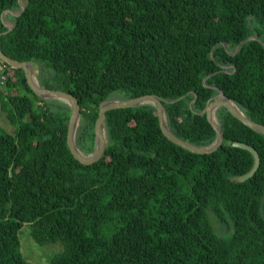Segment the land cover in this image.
Returning <instances> with one entry per match:
<instances>
[{
  "label": "trees",
  "instance_id": "trees-1",
  "mask_svg": "<svg viewBox=\"0 0 264 264\" xmlns=\"http://www.w3.org/2000/svg\"><path fill=\"white\" fill-rule=\"evenodd\" d=\"M23 1L4 33L2 13L21 6L0 0V47L78 98L83 151L112 98L160 96L172 131L200 146L216 138L201 112L217 88L264 124V46L251 39L236 52L249 36L264 41V0ZM0 103L17 124L0 125V264H35L21 249L24 225L36 243L62 244L51 264H264V134L226 107L211 153L171 141L151 104L109 110L105 154L85 164L68 145L69 104L38 96L1 59ZM234 141L260 154L244 181L255 157Z\"/></svg>",
  "mask_w": 264,
  "mask_h": 264
},
{
  "label": "water",
  "instance_id": "water-1",
  "mask_svg": "<svg viewBox=\"0 0 264 264\" xmlns=\"http://www.w3.org/2000/svg\"><path fill=\"white\" fill-rule=\"evenodd\" d=\"M21 6L19 11H14L12 9H7L2 13V19L9 27L7 31L4 33L12 30L14 28V23L8 22L5 18L6 14L10 13L13 15H20L25 9V2L23 0H18ZM251 39L259 40L263 46L264 41L258 35L249 36L247 39L243 40L237 46L236 52L239 50L241 45ZM224 46L227 50H229L228 45L224 42ZM234 52L233 54H235ZM0 59L3 62L10 64L12 67L15 68H22L25 71L28 83L31 89L40 97L46 100H61L69 104L71 108V115L68 124V134H67V141L68 145L78 160L85 164H92L99 159H101L106 151L108 139H107V129H106V113L109 110L116 109V108H128V107H135L142 104H151L156 107L157 114L159 117L160 126L164 132V134L176 144L196 153H211L216 151L224 141V132L223 127L220 124L217 116V111L221 107H226L235 117H237L241 122H243L248 127L252 128L253 130L264 134V124L257 122L246 115V113L242 110V108L236 103L235 100L228 97L225 92L219 88L218 95L214 96L213 99L208 100V103L205 109L201 113H206L209 122L212 124L216 131V138L214 142L210 145L200 146L196 145L192 142H189L178 135H176L172 129L170 128L168 121H167V114L164 106V100L160 96L156 94H145L129 99L123 98H112L104 100L100 103L99 106V115L95 123V141H94V148L91 152L83 151L77 142V130L80 124L82 112H81V105L78 98L65 90L61 89H53L48 88L42 85L37 77L36 70L34 69V65L30 61H20L14 59L4 53V51L0 47ZM227 65H221V70L225 71ZM35 70V71H34ZM213 74V73H212ZM206 77L204 80H206ZM205 82V81H204ZM206 84V83H205ZM207 85V84H206ZM209 86V85H208ZM213 87V86H212ZM180 99V98H179ZM176 100H166V102H175ZM193 102L191 103V105ZM233 146L242 147L250 150L255 157V164L254 167L244 176L241 177V180L244 181L247 178L254 175L260 165V154L253 146L240 141H234L232 143Z\"/></svg>",
  "mask_w": 264,
  "mask_h": 264
},
{
  "label": "rangeland",
  "instance_id": "rangeland-1",
  "mask_svg": "<svg viewBox=\"0 0 264 264\" xmlns=\"http://www.w3.org/2000/svg\"><path fill=\"white\" fill-rule=\"evenodd\" d=\"M6 20L11 23H13L14 21L12 18H8V17H6ZM33 65H34V69L36 70V73H38L37 65L34 63ZM0 125L5 127L10 132H14L17 127V124L12 123V121L8 118L7 112L3 109L1 103H0ZM216 226L220 229H223V227L217 224V222H216ZM20 236H21L22 252L24 253V255L28 260L32 261L35 264H51L53 255L56 252L60 251L62 247L61 243L45 244V245H40L36 243L31 236L29 225H24V227L20 231Z\"/></svg>",
  "mask_w": 264,
  "mask_h": 264
},
{
  "label": "bare ground",
  "instance_id": "bare-ground-1",
  "mask_svg": "<svg viewBox=\"0 0 264 264\" xmlns=\"http://www.w3.org/2000/svg\"><path fill=\"white\" fill-rule=\"evenodd\" d=\"M37 74V73H36Z\"/></svg>",
  "mask_w": 264,
  "mask_h": 264
}]
</instances>
